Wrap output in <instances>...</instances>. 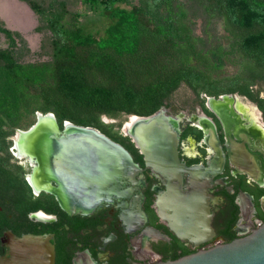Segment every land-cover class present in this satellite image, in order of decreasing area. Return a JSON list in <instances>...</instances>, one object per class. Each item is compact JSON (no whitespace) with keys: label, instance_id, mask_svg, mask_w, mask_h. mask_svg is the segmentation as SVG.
<instances>
[{"label":"trees","instance_id":"trees-1","mask_svg":"<svg viewBox=\"0 0 264 264\" xmlns=\"http://www.w3.org/2000/svg\"><path fill=\"white\" fill-rule=\"evenodd\" d=\"M22 1L37 16L40 51L49 60H18L15 53L26 41L0 20V34L9 41L7 48L0 43V224L7 225L8 196L22 219L32 211H59L53 195L34 197L24 172L19 183L9 177L11 137L33 126L37 113H53L61 129L66 121L96 128L133 150L120 133L122 123L167 107L181 87L198 100L252 96V86L263 84L264 0H197L208 21L222 26L207 39L195 33L176 0ZM80 7L108 15L103 35L85 30ZM229 68L237 70L229 74ZM103 117L119 122L108 125Z\"/></svg>","mask_w":264,"mask_h":264},{"label":"flooded vegetation","instance_id":"flooded-vegetation-1","mask_svg":"<svg viewBox=\"0 0 264 264\" xmlns=\"http://www.w3.org/2000/svg\"><path fill=\"white\" fill-rule=\"evenodd\" d=\"M252 92L202 96L194 99L190 112H167L178 134V163L202 172L210 169L196 186L209 207L206 233L187 231L181 238L171 225L172 212L167 211L170 220L159 215L158 198L168 181L147 166L133 143V150L124 147L135 165L122 183L126 196L105 198L90 214H69L58 203L55 213L32 211L22 219L8 196L7 225L0 224V258L9 256L11 235L53 236L55 264H158L250 235L264 224V81L253 85ZM10 163L13 182H20L22 172L26 180L34 172L29 157L13 153ZM173 183L183 193L193 190L186 173ZM32 194L49 193L32 189ZM37 212L50 219L38 221L33 217Z\"/></svg>","mask_w":264,"mask_h":264},{"label":"water","instance_id":"water-1","mask_svg":"<svg viewBox=\"0 0 264 264\" xmlns=\"http://www.w3.org/2000/svg\"><path fill=\"white\" fill-rule=\"evenodd\" d=\"M120 131L141 150L147 166L168 181L167 191L158 198L159 215L170 220L167 211L172 212L171 225L181 238L187 231L206 233L210 229L209 207L196 186L210 169L202 172L199 167L178 163V134L166 109L146 117L130 115ZM11 140L12 149H22L33 164L30 187L34 190L33 180L46 185L45 191L69 214H90L105 198L126 196L122 183L135 166L132 158L120 143L96 128L66 121L61 129L53 113H37L35 124L26 131L17 130ZM185 173L193 187L188 193L173 183L181 181ZM33 217L43 222L50 219L43 212ZM52 241L50 235H11L9 256L1 257L0 264H55ZM158 264H264V224L246 237Z\"/></svg>","mask_w":264,"mask_h":264},{"label":"rangeland","instance_id":"rangeland-1","mask_svg":"<svg viewBox=\"0 0 264 264\" xmlns=\"http://www.w3.org/2000/svg\"><path fill=\"white\" fill-rule=\"evenodd\" d=\"M134 3H139V0H134ZM175 3H184V8L187 9L191 18L192 27L198 36L207 39V32L212 33L214 36L222 33L220 22L215 20L208 21L202 3H199L197 0H176ZM81 10L83 12L81 21L85 30L96 35H103L105 28L111 22L108 15L100 12L86 11L87 9L85 8ZM0 20L7 28L19 32L26 41V46L22 45V48L15 53L18 60L21 62H43L49 60V57L42 55L40 51L42 35L35 31L37 16L25 2L22 0H0ZM0 43L3 48H7L9 44V41H7V38L3 34H0ZM236 70L237 68H229L227 71L229 74H233ZM194 99L195 97L192 92L183 86L171 98L167 112L174 113L177 110L190 112L189 109H191ZM102 121L108 125H117L119 122V120L107 117H103ZM115 130H118V127H115ZM122 135L125 136L124 134ZM11 149L12 147L9 151Z\"/></svg>","mask_w":264,"mask_h":264},{"label":"bare ground","instance_id":"bare-ground-1","mask_svg":"<svg viewBox=\"0 0 264 264\" xmlns=\"http://www.w3.org/2000/svg\"><path fill=\"white\" fill-rule=\"evenodd\" d=\"M209 105H210V107H211L213 110H216L217 105H216V106H213L211 103H210ZM127 127H129V124H128ZM127 129H128V128H127ZM124 133H127V130H125ZM16 139H17V138H16ZM17 141H18V140H17ZM14 151H15V152H14ZM13 153H15V155H16L18 158H24V157H26V154L22 151V149H14V150H13ZM29 179H30V178H29ZM31 182H32V185H33V187H34V191H36V192H39L40 189L48 190V188H47L46 185H43V186L41 185V186H39L38 183L36 184L34 180L31 181Z\"/></svg>","mask_w":264,"mask_h":264},{"label":"built area","instance_id":"built-area-1","mask_svg":"<svg viewBox=\"0 0 264 264\" xmlns=\"http://www.w3.org/2000/svg\"><path fill=\"white\" fill-rule=\"evenodd\" d=\"M11 152H12V154H13V149H11ZM28 179H29V175H28V178H27V182H28ZM29 183V182H28Z\"/></svg>","mask_w":264,"mask_h":264}]
</instances>
